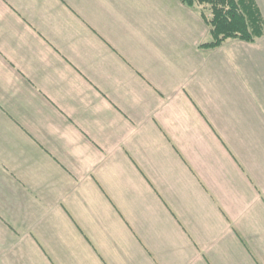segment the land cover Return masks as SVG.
Masks as SVG:
<instances>
[{
    "label": "crops",
    "instance_id": "obj_1",
    "mask_svg": "<svg viewBox=\"0 0 264 264\" xmlns=\"http://www.w3.org/2000/svg\"><path fill=\"white\" fill-rule=\"evenodd\" d=\"M209 15L0 0V264H264V34Z\"/></svg>",
    "mask_w": 264,
    "mask_h": 264
},
{
    "label": "trees",
    "instance_id": "obj_2",
    "mask_svg": "<svg viewBox=\"0 0 264 264\" xmlns=\"http://www.w3.org/2000/svg\"><path fill=\"white\" fill-rule=\"evenodd\" d=\"M193 7L201 5L210 11L206 22L212 41L202 44L216 48L229 39L254 42L264 34V18L256 0H181Z\"/></svg>",
    "mask_w": 264,
    "mask_h": 264
}]
</instances>
